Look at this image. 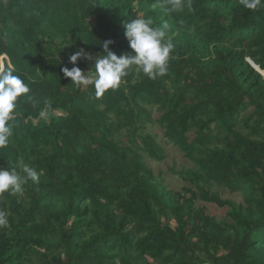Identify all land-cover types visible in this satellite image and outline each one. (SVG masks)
I'll return each instance as SVG.
<instances>
[{
  "label": "trees",
  "instance_id": "obj_1",
  "mask_svg": "<svg viewBox=\"0 0 264 264\" xmlns=\"http://www.w3.org/2000/svg\"><path fill=\"white\" fill-rule=\"evenodd\" d=\"M152 2L0 0V71L11 63L30 88L0 168L40 174L0 196V264H264V7L192 0L165 15ZM141 14L170 25L167 75L133 71L100 98L64 77L91 74L94 60L69 62L80 49L130 52L124 25ZM169 145L191 162L168 169L179 190L146 161Z\"/></svg>",
  "mask_w": 264,
  "mask_h": 264
},
{
  "label": "clouds",
  "instance_id": "obj_2",
  "mask_svg": "<svg viewBox=\"0 0 264 264\" xmlns=\"http://www.w3.org/2000/svg\"><path fill=\"white\" fill-rule=\"evenodd\" d=\"M244 9L258 11L264 7V0H239ZM192 9V0H153L150 11L161 12L165 15L181 13ZM125 38L129 43L130 52L117 55L110 50L112 40L104 41L100 55L92 57L83 49L69 56L73 65L78 60H94V66L83 72L78 66L71 69L63 68L65 78H70L76 88L94 89L96 98L102 97L109 90H116L129 73H142L150 80H156L168 73V64L175 45L168 32L170 25L167 21L157 24L152 15L141 14L124 25ZM0 63H3L0 60ZM30 92L29 86L17 74L15 66L8 64L0 71V150L6 149L13 136V116L20 98ZM31 99V97H28ZM44 113L41 112V116ZM31 182L38 185L40 174L37 170L18 160L12 167L0 168V196H19L25 191V186ZM9 227L8 212L0 209V229Z\"/></svg>",
  "mask_w": 264,
  "mask_h": 264
},
{
  "label": "rangeland",
  "instance_id": "obj_3",
  "mask_svg": "<svg viewBox=\"0 0 264 264\" xmlns=\"http://www.w3.org/2000/svg\"><path fill=\"white\" fill-rule=\"evenodd\" d=\"M249 110L250 109H248V111ZM151 131L161 137V131L156 124H153L151 126ZM166 151L168 152L167 157L163 161L157 162L150 159H146V161L152 167L155 173H157L159 170L162 171L163 178L165 180L164 183L167 185L168 188L173 190H179V188L183 185V182L175 174H172V172H170L168 169L174 168L175 170H178L180 166L188 167L191 165V162L174 145L167 146ZM215 189L220 190L216 187ZM221 195L222 197H229L231 199H240L239 195L230 194L228 192H225ZM204 204L207 206V212L209 215L220 217L224 214L226 210V208L218 207L217 205L212 203Z\"/></svg>",
  "mask_w": 264,
  "mask_h": 264
},
{
  "label": "water",
  "instance_id": "obj_4",
  "mask_svg": "<svg viewBox=\"0 0 264 264\" xmlns=\"http://www.w3.org/2000/svg\"><path fill=\"white\" fill-rule=\"evenodd\" d=\"M252 66L258 70L257 66H255L254 64H252Z\"/></svg>",
  "mask_w": 264,
  "mask_h": 264
}]
</instances>
